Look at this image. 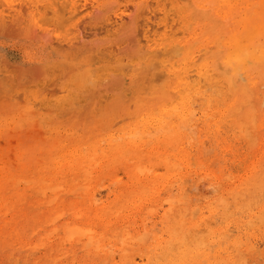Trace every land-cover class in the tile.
Listing matches in <instances>:
<instances>
[{"label":"bare ground","instance_id":"1","mask_svg":"<svg viewBox=\"0 0 264 264\" xmlns=\"http://www.w3.org/2000/svg\"><path fill=\"white\" fill-rule=\"evenodd\" d=\"M14 1L6 2L8 6L2 0L11 10L9 15L5 13L9 18L0 16V30L13 33L16 29L18 22L13 5L18 3ZM67 1L55 5L53 0L44 6L51 11L49 15L53 12L60 18L61 23L57 22L60 27L67 21L78 25L72 19L79 14L93 19L102 11L101 29L113 32L116 37L130 19L133 21L131 6L106 9L108 4L96 3L98 0L84 1L78 6L71 2L68 11L59 13ZM161 1L156 0L155 9L148 10L147 5L137 12L136 18H143L142 24L138 23L141 28L138 32H142L145 40L144 43L137 40V49L121 54L123 47L119 43L122 42L113 40L107 46L92 50L102 54L101 57L109 56L113 63L80 69L75 85L64 88L67 93L54 110L64 114L71 109L69 123L51 128L43 125L46 139L34 153L35 146L30 145L29 163L22 155L15 169L0 170V258L3 261L4 256L13 255L22 264H104L113 252L111 249L108 253L105 246L113 243L118 251L124 252L121 256L127 259L124 264H210L211 255L218 260L216 264H264V257L260 258L257 253L260 245L256 247L257 243L243 231L241 219L234 221L238 234L227 245L222 240L232 236L234 229L218 230L221 242L218 249H213L211 236L199 237L206 226L193 220L192 214L195 216L193 212L198 208L193 209L192 202L198 195L203 196L199 192L204 189L196 180L188 187L189 180H184L181 172L191 159L192 149L186 148L185 138L188 132H195L191 129L199 127L201 122L197 121L204 116L217 125L230 122L250 143L255 160L245 167L246 181L224 183L222 174L211 178L208 184L219 188L221 195L208 201L207 206L211 213L225 214L231 207L253 219L264 218V0H169L179 24L190 33L188 39L176 43H162L163 38L156 40V31L151 33L149 14L158 9ZM166 15L164 11L162 21ZM78 26L69 27L60 37L56 34V37L50 34L47 37L51 40L53 36L57 42L73 48L84 39L80 34L84 27ZM164 26L167 28L168 22ZM50 27L49 24L48 30ZM70 28H79V34L69 36L74 31ZM35 30L29 29V34L34 36ZM151 34L155 36L154 45H150ZM41 35L45 38L47 34ZM196 43L200 46L196 47ZM52 48L51 44L44 58L46 69L60 62L55 61ZM172 57L176 59L171 60ZM115 75L120 78L117 77L118 82ZM4 76L0 82L7 80ZM109 80L115 87H110ZM106 81L109 82L106 88L113 91L99 99L96 93ZM158 82H164L163 88L149 92ZM207 87L215 88L222 97L207 93ZM109 103L115 107L106 114L105 122H100L98 113L106 111ZM95 104H99L98 109ZM122 115L124 123L114 129L118 123L115 119ZM197 152L196 160L201 164L203 147ZM158 164L169 170L170 178L177 175L182 178L177 179L182 180L179 187L173 185L178 191L174 196L170 192L167 198L170 201L163 199L169 205L161 215V222L168 221V227L160 234L154 230L156 222L149 225L145 220L151 209L146 208L147 203L158 188ZM119 168L127 181L118 174ZM103 176H108L114 185L105 201L94 189ZM185 203H190L189 207H184ZM148 237L153 238L152 243H144ZM134 251H139V259Z\"/></svg>","mask_w":264,"mask_h":264},{"label":"rangeland","instance_id":"2","mask_svg":"<svg viewBox=\"0 0 264 264\" xmlns=\"http://www.w3.org/2000/svg\"><path fill=\"white\" fill-rule=\"evenodd\" d=\"M5 1L6 0H3V2ZM12 1L14 0L6 2L11 3ZM51 1L53 0H32V2L31 0H27V2L25 0H16L15 4L17 5L18 3V5H13V7L15 8L14 14H16V20L18 22L15 27V31H13L12 33L10 31L7 32V30H0V78L5 75L4 79H7L5 80L6 82H0V170L3 167H10L11 169H15L17 167V164L21 162L19 158L22 155H25L27 159L26 161L28 162V151H31L30 145H32L33 147L35 146L33 149L34 153L38 145L40 143H43L46 139L44 129L42 128L43 125L47 128H51L62 125L63 123H69V116L72 115L71 109H68L64 114H60L59 112L54 110L56 103L61 102L63 96L67 93L66 91H64V88L72 87L75 85V79L76 76H78V71L80 69L85 68L87 66L97 67L113 63L112 58H110L109 56L101 57L102 54H99L97 53V51L95 52L92 50H96L98 47L107 46L113 40L122 42L119 43L123 47V51L121 54L129 50L137 49V45H135L137 40H141L142 43H144L145 40L142 35V32L141 34L139 33L141 31V28H138L140 27L138 23L142 24L143 18H136V14L139 10L146 8L147 5L148 10L155 9V7L157 6L156 0H151L152 2L149 0H98L96 3L106 2L108 4L106 5V9L131 6L129 8L132 12L131 17H133V21L130 19L126 27L121 30L115 37L113 32H107L101 29L103 23H99V21L104 18L102 11L96 13L93 16V19H88V17L82 16V14H79L77 17L73 18L72 21L74 23H78V25H81L80 27L78 25H72L71 21L63 23L64 25L60 27L59 24L61 22H58L60 18H56L53 12L49 15V12L51 11H48V9L44 7L45 3L47 4ZM54 1L56 2H54L55 5H61L60 3L62 2V0ZM84 1L86 2L88 0H68L65 4H63L66 6L64 8H61V10L59 9V13L62 12L64 14L66 11H68L71 6V2H74L78 6L79 3V5H82ZM5 3H2V0H0V16H5L6 18H9V10L11 9L8 8V6L10 4L6 3V5H8L6 6L4 5ZM158 5H160L159 7H157L158 9H156V11L153 10L149 14L151 17L153 16L152 18L150 17V20H148L149 27L152 28L151 33H153L154 31H156L157 33L156 37L153 34L150 35V45H154V37L156 38V40H160L161 38H163L162 43H166L168 41H174V43H176L178 41L188 39L190 37V33L187 29H184L179 24L176 15H174L173 13L172 4H170L169 0H162ZM163 6L165 9H160V7ZM45 10L48 11V13H45ZM164 11H167V15L166 19L162 21ZM5 13H7L8 15H5ZM44 13L46 14V18ZM83 17H86L88 20L85 19L84 21ZM40 18L41 20L38 21L37 19ZM36 20L38 22H36ZM44 20H46L45 22H47L44 24L48 27H46L47 29L44 28ZM92 20H94L96 23ZM91 21L93 23H91ZM35 22L37 23V26L35 25ZM167 22L169 26L166 28L164 26V23ZM49 24L51 26V30H48ZM39 25L41 26V28ZM75 26H78L80 29L83 27L84 28L81 30L77 28L81 32L77 29H71L76 28ZM35 27L37 30H35ZM42 27L44 28V31L39 30L42 29ZM69 27H71V30H74L70 33L69 36L77 35V33L80 32L81 36L83 34L84 37V39H82V41L78 45H75L73 48L68 47L64 42H57V39L54 38L56 37V35L60 37L61 34ZM29 29H34L36 31H34V36L29 34ZM55 29L57 33L55 32ZM91 31H97V33L89 35L88 33H90ZM42 32L45 33V35L47 34L46 36H44L45 38H43V36L41 35ZM49 34L56 35H54V37L52 36L50 40V38H48L51 37ZM43 39L46 40L44 41ZM52 40H56V45L53 44L54 42ZM56 42L60 43L61 45L58 46ZM51 44L54 47L51 49L53 57L55 58L56 62H60L54 65L53 68L46 69L44 65V58L49 53L48 50ZM195 46L198 47L200 45L196 43ZM200 48H202V46ZM83 50H86L85 53ZM163 58L166 59L165 57ZM173 59L175 60L176 57L171 58V60ZM126 71L128 72L129 70L127 69ZM129 73H132V71H129ZM115 77L116 80L117 77L118 79H120L117 75H115ZM109 81L110 87H115L116 84L114 85V83H111V80ZM116 82H118V80ZM108 83L109 82L106 81L104 85H102L98 89L96 97H99L100 99L101 95H109L110 92L113 91V89L110 90V87H108V89L106 88ZM145 86H147V83H145ZM163 86L164 82H158L155 87L150 88L149 92L153 91L154 89L163 88ZM207 88V93L211 92L212 95H222L221 92H219L215 88ZM202 89H204V87ZM101 99L103 100L104 98ZM98 105L99 104H95L97 109ZM106 106V111L98 110V119L100 122H105V120L107 119L105 117L106 114L110 111V109L115 107L113 103L106 104ZM120 112L123 113V109H121ZM125 116L126 114L124 115V117ZM199 116L200 115L198 114L196 117L198 118ZM122 117L123 115L115 119L116 121H118V123L116 122L117 124L115 125L114 129L124 123V121H122ZM200 119L202 120L197 121L201 122L199 124V127L196 128L197 130L195 128L191 129L195 132H188L189 130H186L188 132V136L185 138V146L188 150L192 149L190 153L191 159L190 164L187 165V168L181 171L183 173L182 178H184V180L185 178L189 180L187 184L188 187L193 181L196 180V184L201 185L204 189L202 192H199V194L202 193L203 196L200 198V195H198L192 202V208L194 209L195 206H197L198 208L197 212L194 210L196 213L193 212L195 216H193L192 214L193 220H197L199 223L201 222L202 225L206 226V230L199 232V237L201 239H204L206 236H211V244H214L212 246L213 249H218L221 243L219 241L218 230L227 227L230 231L232 229L235 230L231 231L233 233L232 236H230L228 239L225 238L224 240H222L223 245H227L228 243L233 242L236 235L238 234L234 221L241 219L243 220V227L245 228L243 231L246 232V235L249 237V239H253L255 244L257 243L256 247H259L260 245V247L258 248L259 250H257V253L260 258H263V216H258L257 218L253 219L247 213H239L233 210V208L231 207L225 214H222V212L211 213L209 211V207L207 206L208 201L214 200L215 197H219L221 195L219 188H215L212 185L208 184V181L211 180V178L215 179L217 174H222V181L224 183L236 184L240 180L246 181L245 167L247 165L253 164V161L255 160V155L251 151L249 146L250 143H247V139L243 135V133L238 128L232 126L230 122L223 121L217 125L216 123L211 122L210 119H205L204 116ZM254 144L252 146H254ZM199 147H203L204 149V152L201 156V164H199L196 160V156L198 154L197 149ZM206 148H211L212 150L208 151L206 150ZM240 163L243 164L241 165ZM156 169L158 171L159 176L158 188L156 190L155 196L152 197L149 203H147L146 208L151 209L148 210L147 217L145 220L147 223H149V225H151L152 222H156V227L154 228V230L160 234L165 228L168 227V221H164L163 223L161 222V215L164 209L167 208V206L169 205V202H167L169 199L167 200V198L168 196L170 197L172 194V196H174L177 193L178 188L176 187H179L180 182H182V180L178 181L180 178L179 175H177L178 177L170 178L169 170L166 169L163 165H156ZM117 172L120 177H122L123 181L128 180L122 168H119ZM211 173L214 176H211ZM176 180L179 183H177ZM173 182L176 183L173 184ZM175 184L176 187H174ZM113 186L114 185L110 182L109 177L103 176L95 183L94 189L96 192L102 195L101 197L105 201L107 194L113 188ZM171 191L172 193L171 195H169ZM174 191L176 192L174 193ZM100 194H98L97 200H99ZM163 199H166L167 201H164ZM227 200H231L229 195H227ZM188 204L190 205V203ZM188 204L185 203L183 206L189 207ZM215 229H217V232H213V230ZM146 239L144 243H152L153 241L152 237H148ZM140 242L143 243V241ZM107 245L105 246V248L108 250V253H110L111 249L113 252H115H111L112 254H110L109 260L107 259L108 263L105 262L104 264H112L113 259L116 264H124V262L127 260L126 258L121 257L123 256L124 252L122 254L121 250L118 251L113 243H111V245H109L108 243ZM134 252L137 253L136 257L139 259V251ZM152 252H154V250H152ZM38 254L39 253H36V255ZM0 260L2 259L0 258ZM216 261L218 260L211 255L209 263L216 264ZM2 262L3 263L0 264H22L19 259H14L13 255L4 256V261L2 260ZM75 264H79V262H75Z\"/></svg>","mask_w":264,"mask_h":264}]
</instances>
